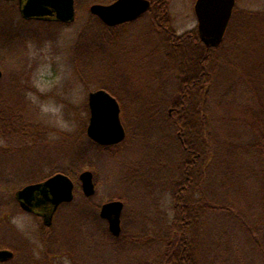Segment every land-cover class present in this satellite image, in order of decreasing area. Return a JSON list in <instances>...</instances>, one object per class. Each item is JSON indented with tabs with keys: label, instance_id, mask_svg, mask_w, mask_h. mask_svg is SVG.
<instances>
[{
	"label": "rangeland",
	"instance_id": "obj_1",
	"mask_svg": "<svg viewBox=\"0 0 264 264\" xmlns=\"http://www.w3.org/2000/svg\"><path fill=\"white\" fill-rule=\"evenodd\" d=\"M89 1L78 0L75 22L56 28V32L35 23L21 27L23 32H41L44 37L39 41L29 38L21 42L13 38L5 47L0 43L2 77L7 80L12 75L20 76L21 83L27 84L22 91L33 108L32 117L39 130L48 131L41 132L36 141H28L27 149L21 153L16 151L15 141L0 136V243L17 247L19 256L25 250L34 249L39 258L38 253L44 251L40 236L45 229L33 215L18 209L15 190L11 187L19 188L25 180L59 170L77 172L78 180V174L89 169L93 173L95 192L84 200L81 189L75 187L72 208L67 207L59 218L54 216L51 230L58 239L49 246L58 252L56 256H48L46 261L48 264H140L153 259L161 247L159 242L148 238L143 248L129 251L130 245L125 240L114 242L105 236L107 224L104 220H94L83 212L87 207L90 212L99 211L103 202L117 197L123 202V231H131L130 234L147 231L150 236L152 232L159 236L168 231L173 211L171 191L166 183L171 182L170 178L177 179L180 172L175 166L180 160L176 153L178 142L177 138L175 142L170 138L175 130L151 117L146 110L157 107L156 101L162 97V91L163 94L173 93V55H168L162 36L149 23V15L145 13L126 22L120 37L106 45L102 59L96 58L99 51L85 58L87 65L79 70L91 78L86 84L76 74L73 56L77 49L74 46L76 32L86 23ZM105 1L99 3H108ZM194 1L170 0L171 27L179 35L196 28ZM235 7L238 11L260 10L264 8V0H236ZM9 15L10 20L16 17ZM241 27L239 25V29ZM229 40L230 36L229 43L216 51L218 83L211 109L216 117L221 115L222 107L218 104L224 88L237 76L234 75L236 71L228 70L240 69L243 65L241 50L235 49ZM96 75L115 78L114 84L109 85L117 90L121 122L130 131L129 139L118 147L117 154L94 150L86 135L87 96L96 88L92 80ZM215 172L219 176L220 171L216 169ZM202 233L203 240L197 249L198 264H222L224 258V264H248L250 259L256 260L238 236H227L219 242L217 233L222 235L221 227L215 225L208 230L204 225ZM227 247L235 251L223 253L222 250L221 259L218 254Z\"/></svg>",
	"mask_w": 264,
	"mask_h": 264
},
{
	"label": "trees",
	"instance_id": "obj_2",
	"mask_svg": "<svg viewBox=\"0 0 264 264\" xmlns=\"http://www.w3.org/2000/svg\"><path fill=\"white\" fill-rule=\"evenodd\" d=\"M92 1L98 0H90L89 5ZM111 1L113 0L105 2ZM169 7L170 0H150L146 13L150 18L149 23L162 36L168 55H173V93L163 94L162 91V97L156 101L157 107L146 111L160 122L172 124L180 133L185 147L183 152L179 144L177 146L176 153L180 158L175 165L180 169L177 179L170 178L171 182L166 183L171 191L173 217L167 224L168 231L159 236L154 235L155 232L150 236L147 231L141 234L132 231L130 234L131 231L125 232L121 228L120 235L116 237L107 227L104 234L114 242L125 240L130 245L129 251L143 248L148 238L159 242L161 247L153 259L141 261L140 264H198L197 249L199 242L203 240L202 229L204 225L208 230L216 225L223 230L222 235L217 233L219 242L227 236H238L255 256L256 262L250 259L249 263L264 264V8L238 11L234 6L221 44L217 47L206 46L204 55H201L203 45L197 38L196 28L177 34L171 27ZM87 11L86 23L76 32L74 46L77 49L73 56L76 74L86 84L91 78L86 72L79 70L82 65H87L85 58H91L92 53L99 51L96 58L102 59L101 54L105 53L106 45L120 37L123 26L126 25L107 26L92 15L89 9ZM8 15L0 5V43L3 47L13 38L21 42L29 38L38 41L43 39L41 32H23L20 26H13ZM239 25L242 26L240 29ZM14 30L16 34H13ZM229 36L231 45L241 50L243 65L241 64L240 69L228 70L236 71L234 75L237 76L224 88L223 97L218 104L222 107L221 115L216 117L211 112L219 71L215 62L216 51L218 47L229 43ZM172 37H175L174 45ZM227 78L231 79H225ZM7 80L3 77L0 79V136L15 141L18 145L16 151L21 153L27 149L28 141H36L41 132L45 134L48 131L44 128L39 130L32 117L33 108L26 102L22 91L27 84L21 83V77L16 75ZM92 80L95 81V89L103 88L113 96H118L115 87L109 85L114 84L113 76L104 78L96 75ZM116 99L118 100L117 97ZM125 132V138L118 144L103 146L88 138L89 146L96 151L117 154L118 147L129 139V129L125 128ZM199 153L206 158L203 168L200 166ZM216 169L220 171L219 176ZM76 173L66 174L71 176L75 187L80 188ZM50 175L25 180L21 185L43 180ZM16 189V186L11 187L12 191ZM82 196L86 200L83 193ZM73 202L75 203L74 199L63 203L55 216H63L62 212L67 207L72 208ZM83 213L94 220L101 219L97 210L90 212L87 207ZM51 226H42L50 234L41 235L43 248L50 254L58 252L49 246L54 244V239H58ZM222 250L223 253L235 251L229 247L221 249L218 254L221 259ZM12 261L15 262L16 259ZM27 262L29 261L26 264ZM224 263L225 258L222 260V264Z\"/></svg>",
	"mask_w": 264,
	"mask_h": 264
},
{
	"label": "water",
	"instance_id": "obj_3",
	"mask_svg": "<svg viewBox=\"0 0 264 264\" xmlns=\"http://www.w3.org/2000/svg\"><path fill=\"white\" fill-rule=\"evenodd\" d=\"M236 0H195L193 11L196 17V30L200 41L206 46L217 47L221 44L231 19ZM150 0H113L109 3L94 2L89 12L107 26H115L133 21L147 12ZM24 18H44L54 15L60 22H72L75 19L74 0H27L22 8ZM0 68V78L2 77ZM89 110L86 135L99 145L109 146L120 143L125 137V129L120 118V106L117 99L107 90L98 88L88 93ZM80 188L84 196L95 192L93 173L84 169L78 174ZM74 182L63 172H56L48 178L29 183L15 192V199L26 212L40 211L48 206L43 214L46 225H50L54 212L60 204L74 199ZM123 202L112 199L103 202L98 216L107 222V229L118 237L121 232V213ZM13 252L0 249V261L11 258Z\"/></svg>",
	"mask_w": 264,
	"mask_h": 264
},
{
	"label": "flooded vegetation",
	"instance_id": "obj_4",
	"mask_svg": "<svg viewBox=\"0 0 264 264\" xmlns=\"http://www.w3.org/2000/svg\"><path fill=\"white\" fill-rule=\"evenodd\" d=\"M26 1L27 0H0V5L2 6L3 10L6 11L7 13L11 14V15L13 14L14 16H16L15 18L14 17L11 18L13 26L23 27V25H26V24H29V23H35V24H38L39 26L40 25H42V26L44 25V26H46V28L55 29V32H56V28H58L60 26L64 27V26L70 25V24L74 23L76 18H77V4H78V0H74L75 19L72 22H60V21H57V20L54 19L55 18L54 15H51V16L48 15L47 17H44V18H36V17L24 18L22 16L21 11H22V8H23L24 4L26 3ZM144 14L145 13H143L142 16ZM53 34H55V33H53ZM53 34H49V35L51 36ZM197 38L200 41V39L198 37V33H197ZM48 39H50V38H48ZM172 40H173L172 43L174 45L176 43L174 41L175 37H172ZM198 40H195V42H197ZM200 42L203 45V50H201V55L202 54L204 55L206 45L202 41H200ZM2 76H3V74H2ZM205 91H206V83H204V85H203V92H205ZM170 113H171V107L168 108V114H170ZM168 126H169L170 129H174L175 130V128H174V126L172 124L171 125L168 124ZM170 131H172V130H170ZM172 133H173V135H171V137L170 136L169 137L172 139L173 142H175L174 139L177 138V142L178 143H177L176 146H178V144H179V146L181 147V149L184 152L185 147L183 145V141H182L180 133L177 132L176 130L173 131ZM204 142L205 141H203V144H204ZM199 155L201 157V159H200L201 165L200 166H201V168H203L206 165V158H205V156H202V153H199ZM195 156H197L196 153H195ZM57 172H61V171H57ZM54 173H56V172H54ZM53 174H51V175H53ZM39 181H42V180H39ZM39 181H35V182H39ZM170 181H171V179H170ZM30 183H34V182H30ZM27 184H29V183H27ZM74 185H75V183H74ZM23 186H21V187H23ZM21 187H19V188H21ZM19 188H17L16 190H18ZM16 190H15V192H16ZM15 192H14V201H15L18 209H20V211L26 212L20 207L19 202L17 201V199H15ZM65 203H69V202H65ZM62 204H60L59 207ZM58 208H57V210H58ZM39 210H40L39 212L37 210V211L28 212V213L33 215L38 220V222L40 223L41 226L46 227V228L51 226L52 223H53V219H54V216H55L57 210L53 214L52 221H51L50 225H46L44 223V220H43V214L49 211V207L48 206H43V207L39 208ZM106 224H107V222H106ZM42 233H43L42 236H46L47 234H50L49 232H46V231L42 232ZM40 239H42L41 236H40ZM0 249H8V250H11L13 252V255H12L11 258H9V259H7L5 261H0V264H22L23 262H25V264H26V261H29V262H27V264H48V261H46V259L48 258L50 253H47V250L44 249V248H43L44 251H41L40 253H38L39 254V258H36V256H35L36 253L34 252L35 251L34 249H32L33 251L32 250L23 251L24 253L23 254L21 253L22 254L21 256H19L20 253L18 252V248L17 247L12 248V246H10V244L0 243ZM56 255L57 254H55V253H51L50 254V256H56ZM15 259H16V261L13 262L12 260H15Z\"/></svg>",
	"mask_w": 264,
	"mask_h": 264
}]
</instances>
